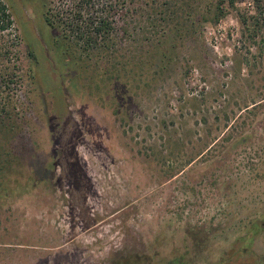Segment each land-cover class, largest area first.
I'll return each mask as SVG.
<instances>
[{
    "label": "rangeland",
    "instance_id": "1",
    "mask_svg": "<svg viewBox=\"0 0 264 264\" xmlns=\"http://www.w3.org/2000/svg\"><path fill=\"white\" fill-rule=\"evenodd\" d=\"M2 1L0 264H264V6Z\"/></svg>",
    "mask_w": 264,
    "mask_h": 264
},
{
    "label": "trees",
    "instance_id": "2",
    "mask_svg": "<svg viewBox=\"0 0 264 264\" xmlns=\"http://www.w3.org/2000/svg\"><path fill=\"white\" fill-rule=\"evenodd\" d=\"M229 4L228 6L230 8H234L237 2H242L244 0H228ZM255 6V10L260 13V5L264 6V0H252ZM77 2V0H76ZM80 8H78L77 10H75V13L73 14V16L70 17V25H72V31H73V35L74 38L76 40V43H79V41L81 42V46H80V52L82 54H79V57L84 56L85 54L83 53L84 51L88 53V51H92V47L93 45H95V37H99L101 38V40L105 39L110 28V24L103 18H99L98 21L94 22L92 21L90 18H88L87 23L91 26L93 25L94 28L92 31H88L87 28L88 26H86L85 30L81 29L79 25H81L82 22V18L84 13H86L89 9L86 4L85 0H80ZM217 13H214L213 18H205V21H211L213 23V25H216L222 18H224L227 15V12L225 10V8H217ZM207 17V16H206ZM210 19V20H208ZM45 22L47 23V25H49L50 27H54L55 24L52 23V20L46 16L45 17ZM242 24L244 25V29L249 33V35L253 36L255 35V33L258 31V28L255 26V24H250V22L248 23L244 18L242 20ZM12 25V15L10 14L8 7L0 0V31H6L10 26ZM58 38L54 40L55 43L54 47L58 46ZM60 42V41H59ZM75 43V42H74ZM82 50V51H81ZM164 54V52H163ZM32 55L30 54V57ZM78 57V58H79ZM69 65V63H67ZM70 67V66H68ZM128 67V64H125V66L123 67V71L126 70ZM139 69V72L137 71V73L135 72V83H143L146 79V75L144 72L145 69V65L142 64V62L137 66ZM70 70H73L72 68H70ZM69 141V140H68ZM68 141H65V143H68ZM65 149H68L67 146H65ZM67 152L62 153L61 155V161L64 162L63 165V169L64 167L67 169V173L70 176L71 174H73L74 171H72V168L74 167H78L79 163L77 161L76 155H74L72 158H70ZM72 176V175H71ZM70 176V177H71ZM6 177L7 175H3L1 174V167H0V199H5L8 198L12 188L10 189V186H8L5 182H6ZM10 190V191H9ZM9 191V192H8Z\"/></svg>",
    "mask_w": 264,
    "mask_h": 264
},
{
    "label": "flooded vegetation",
    "instance_id": "3",
    "mask_svg": "<svg viewBox=\"0 0 264 264\" xmlns=\"http://www.w3.org/2000/svg\"><path fill=\"white\" fill-rule=\"evenodd\" d=\"M2 1V0H1ZM3 2V1H2ZM4 3V2H3ZM5 4V3H4ZM6 5V4H5ZM7 6V5H6ZM8 7V6H7ZM8 10H9V7H8ZM20 12L22 13V15L24 16L26 13H25V10H24V14H23V10L21 9Z\"/></svg>",
    "mask_w": 264,
    "mask_h": 264
}]
</instances>
